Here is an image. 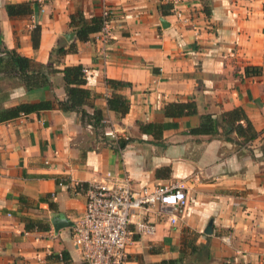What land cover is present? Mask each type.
I'll use <instances>...</instances> for the list:
<instances>
[{
	"label": "crops",
	"instance_id": "crops-1",
	"mask_svg": "<svg viewBox=\"0 0 264 264\" xmlns=\"http://www.w3.org/2000/svg\"><path fill=\"white\" fill-rule=\"evenodd\" d=\"M19 2H30L31 13L7 16L4 6ZM164 4L0 0V48L29 58L46 75L42 85L28 90L0 78L6 92L0 108L53 104L0 122V264H83L71 225L54 231L50 218L73 222L83 211L88 184L124 178L134 187L178 183L187 202L175 224L154 209L140 212L155 232L132 233L123 264L175 258H182L181 264H264V0H177L186 22L177 21ZM104 7L110 12L109 39L102 43L94 32L78 41L69 15L88 21ZM77 64L85 69L82 87L90 92L82 107L89 114L101 111L103 135L112 128L117 136L105 137L125 140L116 148L101 145L79 111L56 107L55 99L65 98L60 70ZM245 66L259 67L260 74L245 76ZM105 78L128 83L116 90L128 100L122 116L106 109ZM186 101L194 103L195 113L163 116L164 104ZM234 107L258 132L254 140L236 145L220 128L215 136L188 132L199 114L219 117ZM139 122L161 123L160 138L141 132ZM229 136L235 138L233 132ZM30 221L48 229L27 230Z\"/></svg>",
	"mask_w": 264,
	"mask_h": 264
},
{
	"label": "trees",
	"instance_id": "trees-1",
	"mask_svg": "<svg viewBox=\"0 0 264 264\" xmlns=\"http://www.w3.org/2000/svg\"><path fill=\"white\" fill-rule=\"evenodd\" d=\"M202 10L204 14L209 11L203 2ZM167 9L170 5L164 4ZM7 16L22 17L31 13L30 2L8 3L4 6ZM102 24L101 16L91 17L88 21L80 14L69 15L68 26L72 27L78 41H86L90 34L97 32ZM38 27L35 26L30 38L32 46L37 44L36 32ZM55 51L64 52V49L57 47ZM37 63H34L29 58L23 57L16 53L13 49L0 48V78H9L15 80L16 83L24 86L25 89L36 88L42 85L46 80V75L39 70ZM81 65L63 66L60 70L61 79L65 90V98L62 100L55 99L56 107L62 111H79L81 117L92 127L94 138L101 145H107L116 148L119 143H124L125 140L118 138L113 141L103 135L105 123L102 121V113L99 109L94 108L92 113H87L83 109V105L90 100V92L83 88L85 76ZM245 76L260 74V68L257 66H245L243 69ZM104 83L110 89V94L106 96V109L113 111L118 116H122L128 110V100L125 96L117 93L116 90L121 89L128 83L116 79H104ZM6 95L5 91L0 89V101ZM53 106L51 101H39L33 103H19L8 107L0 108V122H4L19 115H25L31 112H39L41 110L50 109ZM195 106L192 101L186 102H170L163 105L162 113L166 118H175L184 115L195 113ZM138 128L141 132L150 134L155 141L160 138L162 124L159 122H139ZM221 129L225 140L231 141L236 145L254 140L258 136V132L254 130L249 120L246 118L243 110L240 107H234L229 111L222 112L219 117H212L209 113H201L198 115V124L195 127L189 128L188 132L192 135L206 134L215 136ZM235 134V138L229 136ZM261 153L264 155V142L260 145ZM27 230H47L48 227L41 225L38 221H30L26 225ZM196 246H194L195 249ZM201 250L205 255H201L202 259H209L207 250L201 246ZM201 252V251H200ZM61 255V254H60ZM58 257V256H57ZM61 258V257H60ZM58 257V259H60ZM199 261V260H197ZM182 258L161 260L158 264H181Z\"/></svg>",
	"mask_w": 264,
	"mask_h": 264
},
{
	"label": "built area",
	"instance_id": "built-area-1",
	"mask_svg": "<svg viewBox=\"0 0 264 264\" xmlns=\"http://www.w3.org/2000/svg\"><path fill=\"white\" fill-rule=\"evenodd\" d=\"M177 21L188 17L176 7L177 0H163ZM102 24L96 38L105 43L110 37V12L101 11ZM194 35L197 33L194 31ZM83 73L85 69H82ZM104 135L116 137L112 128ZM84 208L71 224V239L78 248L83 264H123L131 242V234L152 236L155 226L138 217L140 212L154 209L159 216L167 217L171 224L186 206V195L178 183L167 186L134 187L129 178L120 182H93L84 189ZM133 224L131 230L129 225ZM50 231L49 238L54 237ZM59 258L60 254L57 255Z\"/></svg>",
	"mask_w": 264,
	"mask_h": 264
},
{
	"label": "water",
	"instance_id": "water-1",
	"mask_svg": "<svg viewBox=\"0 0 264 264\" xmlns=\"http://www.w3.org/2000/svg\"><path fill=\"white\" fill-rule=\"evenodd\" d=\"M50 223L54 231H56L58 228L63 226H70L72 224L71 221L65 219L64 217H61L60 215H53L50 218ZM206 234H209V225L206 226V229L204 230Z\"/></svg>",
	"mask_w": 264,
	"mask_h": 264
}]
</instances>
